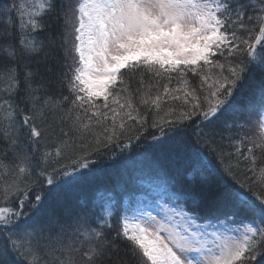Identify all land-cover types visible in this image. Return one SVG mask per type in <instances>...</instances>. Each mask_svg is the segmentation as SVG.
Instances as JSON below:
<instances>
[{
  "label": "snow or ice",
  "instance_id": "1",
  "mask_svg": "<svg viewBox=\"0 0 264 264\" xmlns=\"http://www.w3.org/2000/svg\"><path fill=\"white\" fill-rule=\"evenodd\" d=\"M58 81L68 95L52 90ZM244 82L260 89L255 105L233 99ZM136 96L156 109L153 147L184 162L183 181L159 191L157 214H129L106 191H68L101 147L123 152L140 140L120 142L128 122H147ZM167 100L181 104L161 115ZM253 115L258 134L241 135ZM0 235V264H128L117 239L135 264L264 259V0L3 3Z\"/></svg>",
  "mask_w": 264,
  "mask_h": 264
},
{
  "label": "trees",
  "instance_id": "2",
  "mask_svg": "<svg viewBox=\"0 0 264 264\" xmlns=\"http://www.w3.org/2000/svg\"><path fill=\"white\" fill-rule=\"evenodd\" d=\"M7 0H0V7ZM71 2L75 4L76 0H58V5ZM63 32V19L62 17L55 20L52 24V34L59 39L61 33ZM58 53L62 57V52L57 49ZM49 66L53 68L54 73L60 72V69L55 65L53 61H49ZM41 73H44V65H39ZM259 78V74H257ZM147 80L148 77L145 76ZM192 84L198 83V80H193L189 77ZM154 83V81H153ZM162 83H164L162 81ZM133 88L136 87L135 83L132 85ZM170 87H175V84L170 85ZM253 86L248 82H244L243 86L239 88L238 92L234 95L233 99L240 103L247 105L249 103V97L253 93ZM60 90L64 95H68L67 84L64 82H57L52 85V90ZM251 90V91H250ZM155 92V89H153ZM256 93V92H255ZM182 95V94H181ZM139 96L134 98V104L137 105L141 114L146 115L147 122L141 128L138 124L133 122H128L126 125L125 135L121 137V143L125 142L128 137L140 136V140L137 141L133 139L131 141L132 147L123 152H120L116 148L115 144L111 147H101L99 152H95L91 157L90 167L88 169L81 170L82 174L78 175L68 191L70 193H80L84 199H91V197L100 192L110 193L115 201L119 202V207H121L124 201H132L136 195L145 193L148 191L159 193L165 180H176L183 181V167L184 162L179 158H162L159 155V149L153 147V140L151 133H156L159 135V131L156 128L151 127L153 119L156 118V109L153 106L149 110L148 105H143L139 103ZM181 101H163L161 103L160 114L167 107H177L179 108ZM110 123V122H108ZM188 134H191L192 129H181ZM256 131L257 128H256ZM169 135H174L173 131L168 132ZM241 135H247L246 129L244 128ZM258 134V132H257ZM86 146L87 142H86ZM71 154V153H70ZM115 156V159L113 158ZM69 161H64L68 163ZM122 167L121 173L117 176L113 172L117 167ZM90 169V170H89ZM89 175V179L86 180V176ZM239 179L243 180V173L240 175ZM45 187H47L45 185ZM133 189H137L140 192L135 194ZM124 210V209H122ZM209 209L206 208L205 211ZM214 210V209H213ZM113 229L115 228V222H113ZM113 233H109L110 236H115ZM120 248V256L127 260L128 264H135V259L132 256L131 249L127 243L119 240L116 242ZM259 264V263H258Z\"/></svg>",
  "mask_w": 264,
  "mask_h": 264
},
{
  "label": "rangeland",
  "instance_id": "3",
  "mask_svg": "<svg viewBox=\"0 0 264 264\" xmlns=\"http://www.w3.org/2000/svg\"><path fill=\"white\" fill-rule=\"evenodd\" d=\"M191 76V74H189V77ZM162 83V82H161ZM253 89V93H252V95L249 97V101H251L254 105L257 103V101H258V98H259V94H260V89L259 88H256V87H253L252 88ZM251 91V90H250ZM256 92V93H255ZM244 121H242V123H243ZM245 129H246V134L247 135H249V136H255V135H257V132L258 131H256V126H255V115H253V121L251 122V123H247V125H246V127H245ZM90 170V169H89ZM121 170H123V168L122 167H117L114 171H111V172H113L115 175H119L120 173H121ZM142 195L143 194H140V195H138L136 198H134L133 199V201H137V200H141V201H143L144 199H143V197H142ZM151 194H146L145 196H144V198H147V197H149ZM127 203V204H126ZM130 203L131 204H133V202L132 201H128V202H123L122 203V205H121V209H124V210H128L129 208V206H130ZM160 212V209L158 210V212L157 213H159ZM156 213V214H157ZM162 214V213H161ZM113 222H115L116 224L118 223V218L117 219H113ZM114 235H115V233H113ZM120 239H117V241L116 242H118ZM3 241V235H0V242H2ZM122 242H124V243H127L128 245H129V243L127 242V241H123V240H121ZM258 263L259 264H264V259H261V258H259L258 257Z\"/></svg>",
  "mask_w": 264,
  "mask_h": 264
},
{
  "label": "bare ground",
  "instance_id": "4",
  "mask_svg": "<svg viewBox=\"0 0 264 264\" xmlns=\"http://www.w3.org/2000/svg\"><path fill=\"white\" fill-rule=\"evenodd\" d=\"M89 179V175H87L86 176V180H88ZM133 192L135 193V194H138L139 192H140V190L138 191L137 189H133ZM124 202H127V201H124ZM127 204V203H126ZM133 206V204H131L130 203V206L128 207V208H130V207H132ZM117 227V224L115 223V228ZM115 228L113 229L114 231H115Z\"/></svg>",
  "mask_w": 264,
  "mask_h": 264
}]
</instances>
